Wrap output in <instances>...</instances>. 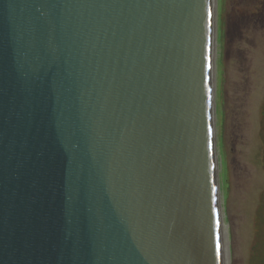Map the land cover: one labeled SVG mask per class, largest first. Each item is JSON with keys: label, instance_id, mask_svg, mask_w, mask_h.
Returning a JSON list of instances; mask_svg holds the SVG:
<instances>
[{"label": "water", "instance_id": "obj_1", "mask_svg": "<svg viewBox=\"0 0 264 264\" xmlns=\"http://www.w3.org/2000/svg\"><path fill=\"white\" fill-rule=\"evenodd\" d=\"M212 40V0H0V264H221Z\"/></svg>", "mask_w": 264, "mask_h": 264}, {"label": "rangeland", "instance_id": "obj_2", "mask_svg": "<svg viewBox=\"0 0 264 264\" xmlns=\"http://www.w3.org/2000/svg\"><path fill=\"white\" fill-rule=\"evenodd\" d=\"M256 0H216L214 133L228 264H262L264 12ZM263 14V15H262Z\"/></svg>", "mask_w": 264, "mask_h": 264}, {"label": "bare ground", "instance_id": "obj_3", "mask_svg": "<svg viewBox=\"0 0 264 264\" xmlns=\"http://www.w3.org/2000/svg\"><path fill=\"white\" fill-rule=\"evenodd\" d=\"M212 23H213V40L210 52V63H211V86L214 100V76H215V56H216V30H217V12H216V0H212ZM215 30V31H214ZM213 126V145H214V169L215 174L218 173V160L217 150L215 145V133H214V116L212 121ZM218 181V174H217ZM217 199V212H218V229H219V246H220V262L221 264H228V240H227V225L224 222L223 208L221 205V194L219 187L216 190Z\"/></svg>", "mask_w": 264, "mask_h": 264}, {"label": "trees", "instance_id": "obj_4", "mask_svg": "<svg viewBox=\"0 0 264 264\" xmlns=\"http://www.w3.org/2000/svg\"><path fill=\"white\" fill-rule=\"evenodd\" d=\"M254 9H255V11L253 13L257 14V15L260 12H264V0H256V4H255ZM255 219H256L257 226H259L261 222L264 223V197L261 198V202L258 205V209H257L256 215H255ZM258 230L264 232V229L260 230V228H259ZM263 247H264V245H263ZM262 264H264V260L262 261Z\"/></svg>", "mask_w": 264, "mask_h": 264}]
</instances>
